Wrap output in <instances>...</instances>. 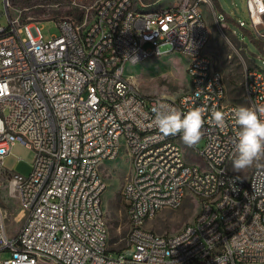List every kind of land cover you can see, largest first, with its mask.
<instances>
[{
	"label": "built area",
	"instance_id": "obj_1",
	"mask_svg": "<svg viewBox=\"0 0 264 264\" xmlns=\"http://www.w3.org/2000/svg\"><path fill=\"white\" fill-rule=\"evenodd\" d=\"M4 2L10 23L0 25V177L18 192L25 221L10 236L0 204V264H264V166L235 173L234 121L224 129L207 122L214 107L240 106L227 99L224 73L206 52L211 28L202 6L213 8V0H177L153 17L130 15L132 0H96L82 6L81 22L57 19L60 32L48 39L42 21H24L12 0ZM139 5L157 7L156 0ZM246 7L254 40L264 44V0H246ZM234 45L250 105L264 104V80L252 70L247 45ZM164 51L189 58L188 90L136 91L127 64ZM161 104L207 109L205 145L188 147L205 159V172L179 163L180 147L169 146L179 134L159 133L152 109ZM17 142L35 151L28 175L3 165ZM125 155L129 253L112 254L99 226V218L107 220L103 158ZM187 198L199 209L181 229L146 227Z\"/></svg>",
	"mask_w": 264,
	"mask_h": 264
},
{
	"label": "rangeland",
	"instance_id": "obj_2",
	"mask_svg": "<svg viewBox=\"0 0 264 264\" xmlns=\"http://www.w3.org/2000/svg\"><path fill=\"white\" fill-rule=\"evenodd\" d=\"M96 0H12L13 7L21 12L24 21H42L39 26L45 39L60 32L57 19L69 18L77 22L76 14H84L82 6ZM177 0H159L157 7H165ZM203 10L211 28V37L206 46L216 66L224 73L227 84V99L239 105H250L246 92V67L233 52V44L244 42L252 66L264 70V44L255 41L253 28L250 24L246 0H213V8L203 3ZM243 21L241 25L240 22ZM10 23L4 0H0V25ZM234 43H233V42ZM189 58L178 52L165 51L160 56H154L137 63H128L126 75L132 78V83L145 94H165L179 96L188 90L189 77L186 66ZM205 140L198 143L202 148ZM182 151L186 161L196 163L200 169H205V159L202 155L193 153L183 142ZM35 151L33 148L15 143L11 151L5 155L3 165L20 174L28 175L32 169ZM264 166V158L256 161L250 168L238 174L248 176L257 165ZM102 172L108 183L104 204L109 228L108 248L112 254L117 251L129 253L126 249V235L129 227L126 206L121 195V188L130 172L129 157L120 156L118 159L106 160ZM0 204L6 211L8 234L14 235L25 221L21 209L20 197L10 183L0 177ZM199 209V202L187 198L177 209H163L149 220L146 227L158 233H173L193 220ZM4 253L3 256H7ZM39 264H51L40 262Z\"/></svg>",
	"mask_w": 264,
	"mask_h": 264
},
{
	"label": "clouds",
	"instance_id": "obj_3",
	"mask_svg": "<svg viewBox=\"0 0 264 264\" xmlns=\"http://www.w3.org/2000/svg\"><path fill=\"white\" fill-rule=\"evenodd\" d=\"M199 96L200 90H196L194 97ZM152 112L153 123L163 136L179 134L182 142L188 147H193L201 141L204 135L206 108L193 107L182 112L178 108L161 104L153 107ZM229 117L237 129L234 140L237 156L232 162V167L235 172H241L264 158V104L240 105L227 112L214 107L207 122L224 129ZM119 264H125V261L121 259ZM217 264H223V258L217 261Z\"/></svg>",
	"mask_w": 264,
	"mask_h": 264
},
{
	"label": "bare ground",
	"instance_id": "obj_4",
	"mask_svg": "<svg viewBox=\"0 0 264 264\" xmlns=\"http://www.w3.org/2000/svg\"><path fill=\"white\" fill-rule=\"evenodd\" d=\"M159 2V0H156V3ZM164 13V6L163 7H156V6H141L139 5V0H132V7H130V15L132 16H143V17H153L156 14H162ZM165 52V51H164ZM164 52L161 53H154V56H160L162 55ZM233 52L236 54V47L233 44ZM252 70L255 71L256 75H261L262 80H264V70L261 68H257V67H252ZM132 86H135L132 83ZM136 91H140L137 87H136ZM169 146L172 147H180V154L179 155V163H185V165H194L196 167V171L198 172H205V169H200V167L198 165H196V163H189L186 161V158L184 157L183 151H182V140L181 139H169ZM188 147V146H187ZM193 153H196L198 155L199 151L196 150V148H189ZM113 157H104L103 158V163L106 160H112ZM259 165H257L255 168L259 167ZM253 168V169H255ZM211 202H218V195H211ZM99 226L100 228H102L106 235H109V228H108V222L106 220V218H99ZM43 261L45 262H49L50 263V259H43ZM40 262L36 263L39 264Z\"/></svg>",
	"mask_w": 264,
	"mask_h": 264
},
{
	"label": "trees",
	"instance_id": "obj_5",
	"mask_svg": "<svg viewBox=\"0 0 264 264\" xmlns=\"http://www.w3.org/2000/svg\"><path fill=\"white\" fill-rule=\"evenodd\" d=\"M76 19L78 22H81L83 20V14L82 13L76 14ZM117 252H120V251H117Z\"/></svg>",
	"mask_w": 264,
	"mask_h": 264
},
{
	"label": "crops",
	"instance_id": "obj_6",
	"mask_svg": "<svg viewBox=\"0 0 264 264\" xmlns=\"http://www.w3.org/2000/svg\"><path fill=\"white\" fill-rule=\"evenodd\" d=\"M253 67V66H252Z\"/></svg>",
	"mask_w": 264,
	"mask_h": 264
}]
</instances>
